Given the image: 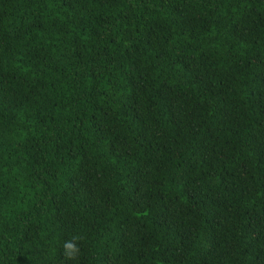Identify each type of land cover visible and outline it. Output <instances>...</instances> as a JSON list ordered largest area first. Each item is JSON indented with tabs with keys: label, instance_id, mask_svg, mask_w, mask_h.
<instances>
[{
	"label": "trees",
	"instance_id": "16d2710c",
	"mask_svg": "<svg viewBox=\"0 0 264 264\" xmlns=\"http://www.w3.org/2000/svg\"><path fill=\"white\" fill-rule=\"evenodd\" d=\"M0 264H264V0H0Z\"/></svg>",
	"mask_w": 264,
	"mask_h": 264
},
{
	"label": "clouds",
	"instance_id": "9594fccd",
	"mask_svg": "<svg viewBox=\"0 0 264 264\" xmlns=\"http://www.w3.org/2000/svg\"><path fill=\"white\" fill-rule=\"evenodd\" d=\"M79 236L72 237L71 240H66L63 245V255L67 260H76L80 253V248L77 243L79 241Z\"/></svg>",
	"mask_w": 264,
	"mask_h": 264
}]
</instances>
